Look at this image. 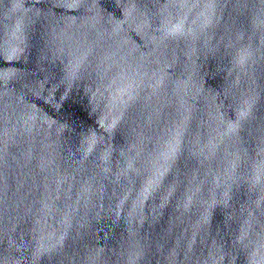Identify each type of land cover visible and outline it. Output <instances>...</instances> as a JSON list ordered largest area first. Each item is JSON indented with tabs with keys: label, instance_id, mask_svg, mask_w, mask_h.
<instances>
[{
	"label": "water",
	"instance_id": "95a60500",
	"mask_svg": "<svg viewBox=\"0 0 264 264\" xmlns=\"http://www.w3.org/2000/svg\"><path fill=\"white\" fill-rule=\"evenodd\" d=\"M0 193L264 264V0H0Z\"/></svg>",
	"mask_w": 264,
	"mask_h": 264
}]
</instances>
